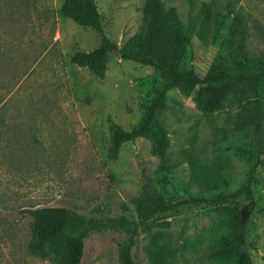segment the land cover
<instances>
[{
	"label": "rangeland",
	"instance_id": "obj_1",
	"mask_svg": "<svg viewBox=\"0 0 264 264\" xmlns=\"http://www.w3.org/2000/svg\"><path fill=\"white\" fill-rule=\"evenodd\" d=\"M104 33L120 48L140 47L152 30L145 0H94ZM175 12L188 41L179 69L202 78L213 63L230 65L264 54V0H159ZM61 0H0V264H52L30 255L28 210L62 207L104 219L137 215L157 203L235 192L253 163L242 89L226 94L215 112H203L189 91L167 93L158 120L164 152L150 137L123 144L107 158L108 125L131 130L161 89L154 70L111 54L100 79L70 63L98 44L95 33L60 13ZM203 3H212L204 10ZM208 15V18H206ZM239 34L228 46L234 17ZM222 19L216 33L214 22ZM216 34V36H215ZM239 52L236 57L233 52ZM264 157V154H263ZM244 216L247 250L264 264V162L251 202L180 205L149 221L132 249L135 264H151L150 238L171 252L170 264H223L209 258L234 237ZM119 231L92 233L80 264H119ZM227 264H234L228 261Z\"/></svg>",
	"mask_w": 264,
	"mask_h": 264
},
{
	"label": "trees",
	"instance_id": "obj_2",
	"mask_svg": "<svg viewBox=\"0 0 264 264\" xmlns=\"http://www.w3.org/2000/svg\"><path fill=\"white\" fill-rule=\"evenodd\" d=\"M61 1V15L84 29L92 30L98 39V44L92 51H75L70 57L72 65L85 68L102 79L110 55L115 54L121 60L152 68L161 80V89L145 107L139 122L131 130L126 131L117 123H109L108 159L116 160L123 144L141 137L151 138L154 154L164 152L166 139L157 115L165 104L167 93L174 89L189 91L199 86L203 94L195 97V100L200 110L206 113L220 109L221 100L226 94L242 89L247 97L243 118L252 135L249 151L253 156V163L244 185L235 192L221 191L210 197L188 196L175 204L157 203L140 212L136 219L123 216L99 219L62 207L28 210L26 213L32 221L27 252L52 264H80L85 240L92 233L119 231L126 234V238L117 242L118 262L135 264L132 249L139 234L150 229L149 221L155 216L175 210L180 205H216L237 199L251 202L253 186L257 183V171L264 162V54L255 62L243 57L234 59L230 65L213 63L200 78L191 71L179 69L188 36L182 30L175 12L165 9L159 0H145V11L152 25L150 35L140 47L123 48L104 33L102 17L94 0ZM211 4L203 3L202 7L209 10ZM214 24L217 33L222 26V19L217 18ZM238 34L239 22L235 16L227 43L231 48ZM233 55L236 57L239 52L235 51ZM246 229L245 217L241 216L234 237L224 240L211 252L209 258L223 264L228 261L234 264H253L247 250ZM147 254L151 264H170L171 252L161 244L159 234L150 238Z\"/></svg>",
	"mask_w": 264,
	"mask_h": 264
}]
</instances>
